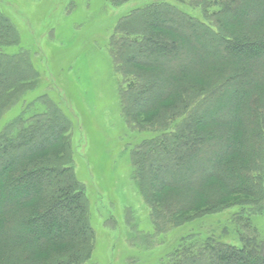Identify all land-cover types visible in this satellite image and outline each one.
<instances>
[{
	"label": "trees",
	"instance_id": "16d2710c",
	"mask_svg": "<svg viewBox=\"0 0 264 264\" xmlns=\"http://www.w3.org/2000/svg\"><path fill=\"white\" fill-rule=\"evenodd\" d=\"M174 1L200 9L203 19L177 3H149L119 20L109 46L126 123L153 134L129 150L133 179L152 209V231L141 241L154 250L168 227L231 212L221 235H187L159 264H264V0ZM59 5L61 21L71 0ZM29 24L46 38L47 25L39 32ZM19 41L0 9V120L39 82L28 50L8 52ZM68 43L56 50L68 51ZM66 70L49 73L89 136L97 131L74 113L86 92L72 88ZM24 101L0 131V264H94L71 118L46 95ZM87 159L95 180L99 170L93 155ZM111 206L126 241L129 206Z\"/></svg>",
	"mask_w": 264,
	"mask_h": 264
},
{
	"label": "rangeland",
	"instance_id": "374dc122",
	"mask_svg": "<svg viewBox=\"0 0 264 264\" xmlns=\"http://www.w3.org/2000/svg\"><path fill=\"white\" fill-rule=\"evenodd\" d=\"M63 1L0 0V9L11 18L20 37V44L10 48L8 52L14 54L23 49L28 50L33 55L32 63L39 74L37 89L27 94V97L24 96L10 112L1 117L0 131L11 119L19 116L27 103L24 100L31 101L40 95H46L55 101L71 118L75 169L77 177L87 187L90 220L95 230L92 257L94 264H159V258L167 255L187 235H221L223 221L231 212L208 216L183 228L169 230L168 227L157 237L154 250H148L147 245L142 242L145 240L143 234L147 235L152 231V209L133 179L129 150L140 144L143 138L153 137V134L132 129L126 123L119 96L122 79L116 73L117 67L109 53V46L119 20L133 10L143 8L149 3L177 2L129 0L126 3H116L113 0H71L66 18L60 21L63 5L58 4ZM179 7L190 15L203 19L200 9H192L187 5ZM30 21L39 32L47 25L44 34L46 38L33 30ZM55 35H59V38L56 39ZM61 42H71L65 45L69 47L68 51L65 47L63 52L56 50ZM70 65L76 68L69 69ZM51 66L60 71L67 68L66 72L71 74L64 76L65 80L71 83L72 88L78 84L79 89L86 92L84 102L74 106V113L82 118L86 117L85 128H94L96 133H90L89 136L81 134L78 118L72 115L70 106L59 94L54 77L50 76ZM76 69L82 76L78 80L73 75L77 74ZM74 94L75 92L72 93ZM88 155H93L94 165L99 170L95 180L88 168ZM112 204L120 212L126 205L129 206L125 225L129 234H126V241L122 239L123 232L110 220V212L115 210ZM223 238L228 242L232 240L230 236Z\"/></svg>",
	"mask_w": 264,
	"mask_h": 264
}]
</instances>
